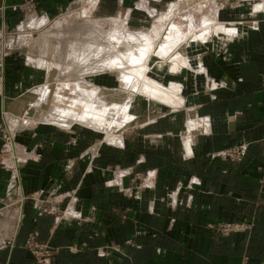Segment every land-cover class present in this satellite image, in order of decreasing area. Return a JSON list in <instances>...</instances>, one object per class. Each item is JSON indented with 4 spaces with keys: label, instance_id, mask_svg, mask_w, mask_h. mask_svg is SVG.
<instances>
[{
    "label": "crops",
    "instance_id": "1",
    "mask_svg": "<svg viewBox=\"0 0 264 264\" xmlns=\"http://www.w3.org/2000/svg\"><path fill=\"white\" fill-rule=\"evenodd\" d=\"M15 1L0 7L8 14ZM34 1L46 17L78 2ZM107 1L111 14L126 6L132 22L136 4L156 11L175 0L96 6ZM214 3L203 17L208 42L207 30L186 33L196 44L187 62L164 64L163 91L143 92L146 107L111 143L77 127L10 130L5 109L45 73L21 52L0 51V212L15 219L0 228V264H264V0ZM234 145L244 147L239 162L221 153ZM30 235L50 250L45 263L25 247Z\"/></svg>",
    "mask_w": 264,
    "mask_h": 264
},
{
    "label": "rangeland",
    "instance_id": "2",
    "mask_svg": "<svg viewBox=\"0 0 264 264\" xmlns=\"http://www.w3.org/2000/svg\"><path fill=\"white\" fill-rule=\"evenodd\" d=\"M91 1V0H90ZM86 2V0H84L83 2L81 1V0H78V2H75L74 3V5L71 7V6H69L68 7V9H66L65 11H62V12H59V10H55L56 11V13L54 14V15H51V16H45L44 14H40V13H38L37 12V2H35L34 0H22L21 2H19V1H15V2H13V3H11V4H9V6H6L7 7V9L9 8V10H8V14H6V11H5V9L6 8H3L2 9V7H0V26H2V21L4 22V20H5V18H7V16L8 17H10V18H13L12 20H11V24H10V26L8 27V28H6V26L5 27H3L2 28V30H0V51L3 49V51H5L4 53H7V52H10V51H17V52H21L23 55H24V57H28L29 58V60H30V62H33V63H36V59L38 58V61L39 62H41V61H43V62H41L40 64L43 66V64H44V62H45V64H44V66H43V68H41V69H43L44 70V67L46 68L44 71L42 70V72H44L45 73V76L43 77V73H42V79H43V81H42V83H41V85H39V86H36V87H34V88H32V89H30L28 92H27V94H25V95H20L18 98H16L14 101H13V103L9 106V111H12V112H17V113H19L20 114V119H19V121H18V119H12L11 118V115H10V117L8 118L9 120V122L13 125V123L14 122H18V125L20 126V123H23V119H24V116H23V113L25 112L24 111V108L22 107V106H24L25 104H26V102H28V103H31L30 105H33V104H36V105H39L38 103H40V105H39V109L38 110H35V111H32L31 110V119H30V121L33 123V124H24L25 126H34V125H37V124H41V123H43V124H51V125H55L56 127H58V128H62V129H68V128H74V127H77V128H82L83 130H85L86 132H88L90 135L92 134L95 138H99V139H102V138H104V136L106 137V138H108V140L110 141V143H111V141H113L112 139L114 138V133L115 134H121L122 132H123V130L126 128V126L130 123L129 121H130V119L131 118H129L130 116H129V114L130 115H135V111H136V109L138 108V105L140 104L141 106H142V110H143V107L145 108L146 107V104L147 103H145V101L146 100H149V99H151L147 94H143V92H145V90H146V92H151L150 90H152V92H155L156 90H160V88L161 87H159L155 82H154V80H157V81H159V82H162L164 85H166V79L164 80L163 78H162V75L164 74V71H165V69H166V67H165V63H174V64H176V63H178V61H180V62H183L182 60H184V62H187V56L185 55V52L187 51L186 49H187V47L188 46H192V45H194L195 44V40H193L192 38H190V35H186V36H188L187 38H186V36L184 37V38H181V41L179 42V40H180V38L179 37H177L176 35H177V33H178V30H180L181 32H183V33H185L186 34V31H187V34L188 33H192L193 31H195V30H197L198 28H200V29H202V30H205L206 28V25L204 24V25H202V23H201V20H202V18L204 17V16H206L207 14H209V12H210V8H211V6H214V3L212 4V3H210V4H208L209 6H207V7H204V8H202L201 10H199V11H194V13L192 12V14H189L188 15V18H183L184 20H182L181 19V17L179 16V14L178 13H176L175 12V10H172V12H168L167 10L170 8V6L174 3V1L173 2H170L169 4H168V6L166 7V6H161L160 8H157V10L155 11V10H152L151 11V8H149L148 6L146 7V6H142L141 4L142 3H140L139 5L138 4H136V6H137V8H133L134 9V11H132V16H133V21L131 22H128L127 21V18H126V16H125V14H126V12H127V7L125 6H122V7H120L119 8V10H118V7L116 8V6H115V13L114 14H111L112 13V11H113V3H111V1L110 2H108L107 1V3L103 6V5H101V7H97L96 6V0H95V4H93V2L91 3V2ZM177 0H175V2H176ZM216 2H217V4L216 5H219V3H220V1L221 0H215ZM89 3V4H88ZM186 4H187V1L186 0H182V5H181V7L180 8H184V7H186ZM64 8V7H63ZM208 8V9H207ZM205 10V11H204ZM206 10H208V11H206ZM163 11H166V12H168L167 13V16H165V17H163V18H161V13L163 12ZM87 12V13H86ZM175 12V13H174ZM108 13V14H107ZM169 13H171V14H169ZM9 14H10V16H9ZM109 14H111V15H109ZM202 14V15H201ZM77 15H78V17H77ZM171 16V19L169 18ZM175 16H176V19H175ZM73 17H74V19H76V18H79V19H76V21L73 19ZM2 18H4L3 20H2ZM30 18H31V22L28 24L27 22L28 21H30ZM103 18H106V19H103ZM178 18V19H177ZM208 18H209V16H208ZM44 19V20H43ZM137 19H140L141 21H136ZM163 19V20H162ZM191 19V20H190ZM38 20V21H37ZM68 20V21H67ZM171 22H170V21ZM180 20V21H179ZM72 21H75L77 24H75L74 25V23L75 22H72ZM82 21V22H81ZM38 23V25L36 24V23ZM41 22V23H40ZM60 22H61V24H60ZM84 22H86V23H84ZM22 23H23V25H22ZM82 23V24H81ZM84 23V24H83ZM167 23V24H166ZM168 23H170V24H173V26L172 27H168ZM177 23V25L176 26H174L175 24ZM6 24V23H5ZM58 24H60V25H62V26H65L64 28L61 26V27H59L60 25H58ZM81 24V25H80ZM86 24V26H84V27H82L83 25H85ZM71 25H74V28H72L73 26H71ZM77 26V27H76ZM80 28H79V27ZM89 26H91L90 27V29H91V31H86V29L88 30L89 29ZM178 26V27H177ZM69 27H71V28H69ZM75 27H76V31L78 30V29H80V31L78 30V32L76 33V31H75ZM86 27V28H85ZM154 27H156V28H154ZM178 29H177V28ZM185 27V28H184ZM209 27H210V25H209ZM60 28V29H59ZM62 28V29H61ZM69 28V29H68ZM82 28H83V31L86 33V36L84 35V37L83 38H81V39H78L79 37H81L82 36V34H80V33H82ZM94 30H93V29ZM121 28H123V30H125V31H123V30H120ZM154 28V29H153ZM169 28H171V31H170V29ZM175 28H176V30H175ZM211 28H212V23H211ZM1 29V28H0ZM70 30V31H66V30ZM72 29H74V35H73V30ZM89 29V30H90ZM118 29H119V32L120 33H118L117 31H118ZM130 30V31H136L137 33L139 32H141L144 36H146L145 38H147L148 40H147V42L149 43V46H148V43L146 42V45L145 44H143L144 42H141L140 43V41L141 40H139L138 42L141 44H139V43H137V39L135 40L134 38H133V40H134V42H133V40H132V37L131 36H133V35H131V36H127V35H129V34H127V32H126V30ZM151 29H153V31L154 32H152L151 31ZM165 29H167V31L165 32ZM186 29V30H185ZM100 31L99 33L100 34H102V33H104V37H103V40H102V35H100V34H98V33H96V32H98V31ZM111 30V31H110ZM116 30V31H115ZM176 32H175V31ZM211 30V29H210ZM93 31L95 32V34L93 33ZM162 31H164V32H162ZM62 32V33H61ZM83 32V33H84ZM113 32V33H112ZM122 32V33H121ZM161 32H162V36H163V40L161 39L160 40V37H161V35H159V34H161ZM54 33V34H53ZM65 33V34H64ZM67 33V34H66ZM69 33V34H68ZM72 33V34H71ZM91 34V36H90V34ZM107 33V34H106ZM112 33V34H111ZM115 33V34H114ZM118 33V34H117ZM125 33H126V35H125ZM163 33H165V34H163ZM175 34V35H171V34ZM203 33H204V31H203ZM209 31H208V33H204V35L206 36V38H205V40H207L208 38H209ZM77 34V35H76ZM108 34L111 36L109 39L108 38H106V37H109L108 36ZM115 36H114V35ZM120 34H123V35H125V36H123V35H120ZM146 34V35H145ZM168 34H170L171 35V37H170V35H168ZM63 35V36H62ZM64 35H66V36H64ZM68 35V36H67ZM77 36V38H76V36ZM93 35V36H92ZM98 35V36H97ZM116 35H118V36H116ZM164 35H165V37H164ZM55 36V37H54ZM72 36V37H71ZM95 36H97V38L96 39H93V37H95ZM116 37V38H114V37ZM49 37V38H48ZM64 37H66V39L64 38ZM86 37V38H85ZM87 37H88V40H89V37H90V40H91V42H90V40L88 41L87 40ZM92 37V38H91ZM99 37H101L100 39L103 41H101L100 39H99ZM113 37V38H112ZM118 37V38H117ZM120 37H122V38H120ZM126 37V39H123V38H125ZM128 37V38H127ZM131 38V40H129L130 38ZM149 37V38H148ZM176 37V38H175ZM62 40H61V39ZM159 38V39H158ZM166 38V39H165ZM179 38V39H178ZM76 41H75V40ZM105 39H107L108 41H109V43L111 42V43H113L114 41V43L113 44H109V43H107V41L105 40ZM112 39L114 40L113 42H112ZM116 39V40H115ZM122 39V42L120 41ZM165 39V40H164ZM50 40H53V41H50ZM54 40H55V42H54ZM57 40V41H56ZM72 40H74V41H72ZM79 40H81L83 43V45L85 44V41H86V43L88 44H85L84 45V47L82 46V44H80V42L81 41H79ZM85 40V41H84ZM93 40H98V43L99 42H102V43H104V44H101V43H99V45H97L98 43L97 42H95V41H93ZM100 40V41H99ZM120 42V43H122V44H120L118 41ZM127 42H125V41ZM150 40V41H149ZM153 40V43L151 42ZM156 40L158 41L157 43H155L156 42ZM159 40H160V42H159ZM171 40V41H170ZM176 40H178V43L179 44H176L177 43V41ZM196 40H199L198 38H196ZM204 40V41H205ZM49 43H48V42ZM60 41V42H59ZM77 41H79V42H77ZM92 41L94 42V43H92ZM106 41V42H105ZM161 41H163L162 42V44H163V46H160V45H162L161 44ZM165 41H166V43H165ZM200 41V40H199ZM55 44L56 43V47H54L55 45L53 44V43ZM63 42H65V43H63ZM71 42H73V43H71ZM79 43V45H80V48H79V46L77 45V43ZM128 42H130V43H128ZM131 42H133V43H131ZM136 42V43H135ZM171 44H170V43ZM174 42H176V43H174ZM206 42H208V40L206 41ZM92 43V45H90ZM107 43V44H106ZM126 43V47L129 45V44H131V45H129L131 48H133V49H131L129 46L127 47V48H129V49H125L124 51H123V49L125 48V46H124V44ZM158 43H160V45L158 44ZM45 44V45H44ZM51 44V45H50ZM70 44V45H69ZM96 46H95V45ZM116 44V45H115ZM117 44H119V46L117 45ZM138 44H139V47H138ZM156 44V45H155ZM158 44V45H157ZM170 44V45H169ZM63 45V46H62ZM87 45V46H86ZM101 45L104 47V46H108L107 47V49H105V47L104 48H101ZM109 45H110V47L111 46H116V47H109ZM132 45H135V49H134V46H132ZM155 45V46H154ZM166 45H169V46H166ZM173 45H175L174 47H173ZM179 45V46H178ZM196 45V44H195ZM74 46V47H73ZM77 46V47H76ZM81 46H82V48H81ZM85 46H86V48H85ZM88 46L90 47V48H88ZM94 46V47H93ZM98 46V47H97ZM142 46H145V48L144 47H142ZM148 46V47H147ZM158 46H160L162 49H163V51L162 50H158L160 47H157ZM170 46H172L173 47V49L175 50L176 49V51H172L171 52V50H172V47L170 48ZM45 47V48H44ZM60 47V48H59ZM123 47V48H122ZM142 47V48H141ZM169 47V48H168ZM68 48V49H67ZM74 48V49H73ZM78 48H79V50H78ZM85 48V49H84ZM120 48H122V49H120ZM137 48V49H136ZM138 48H140L139 50H145V52H147V53H145L144 52V50L142 51H139L138 50ZM151 48V49H150ZM153 48H155V49H157V50H155V49H153ZM23 49H24V51H23ZM53 49H56V50H54L53 51ZM63 49V50H62ZM82 50V52L81 53H83V54H81L80 53V51ZM87 49V51H85ZM95 49H96V51H95ZM104 49V50H103ZM111 49H117V54L115 53L116 52V50H112L111 51ZM118 49L120 50L119 52L122 54V53H124V54H122V55H120V53L118 52ZM146 49H147V51H146ZM59 50V51H58ZM90 50V51H89ZM95 51V53L93 52V51ZM107 50V51H106ZM111 51V55H112V53H113V55H112V57H111V55H109V56H106L107 54H110V51ZM126 50H128L127 52H126ZM129 50L131 51V52H129ZM132 50H133V52H132ZM134 50H135V52H134ZM137 50V51H136ZM148 50H151L150 51V53H149V51ZM170 50V52L169 53H167L168 51ZM183 50H184V55L181 53V52H183ZM77 51H79L78 53H77ZM154 51V52H153ZM155 51H156V54H155ZM157 51H158V53L160 52V51H162V52H160L159 54L157 53ZM63 52V53H62ZM76 52V53H75ZM84 52H86V54H87V57H88V55L90 56V55H92L93 56V58L94 59H96V60H98L99 61V59H100V63L98 62V61H93L94 63H95V65L96 66H98L99 68H97L95 65H94V63L92 62V61H90L91 59H93L92 58V56H90V57H88V64L90 63L91 64V62L93 63V64H85V66H84V63H87V62H85V60L87 61V58L85 57L86 56V54L84 53ZM106 52V53H105ZM107 52H109V53H107ZM139 52H141V54H139ZM142 52H143V54H142ZM176 52H178V53H176ZM25 53H26V55H25ZM57 53H59V57H57L56 56V54ZM62 53V54H61ZM99 54L98 56V59H97V56H96V58H95V54ZM126 53V54H125ZM132 55H131V54ZM136 53V54H135ZM163 54V58H160L161 56L160 55H162ZM166 53V54H165ZM47 54V55H46ZM75 54H76V57L77 58H79V59H77L76 60V57H75V60L73 59L74 58V56H75ZM79 54V55H78ZM96 54V55H97ZM128 54V55H127ZM138 54V55H137ZM158 54V55H157ZM171 54V55H170ZM175 56H174V55ZM23 55H21L22 57H20V58H23ZM81 55V56H80ZM117 55L118 56H120V58L119 57H117ZM123 55H124V57H123ZM134 55H136V56H134ZM142 55V56H141ZM176 55H178V56H176ZM53 56V57H52ZM61 56V57H60ZM70 56H72V57H70ZM102 56H105V58H111L112 60L110 61L109 59H106L105 60V58H101ZM115 56V57H114ZM128 56V57H127ZM132 56V61H131V59L129 58V57H131ZM133 56L134 57H136V58H133ZM140 56V57H139ZM173 56V57H172ZM27 57H26V61H27ZM52 58V59H49V58ZM80 57L82 58V59H80ZM84 57H85V60H84ZM114 57V58H113ZM117 57V58H116ZM125 57H127V60L125 59ZM138 57V58H137ZM142 57V60L141 59H139V58H141ZM144 57V58H143ZM164 57H165V59H164ZM179 57H180V59H179ZM184 57V58H183ZM48 58V59H47ZM62 58V60H60ZM70 58V59H69ZM146 58H147V60H146ZM171 58V59H170ZM176 58L178 59V60H176ZM186 58V59H185ZM73 59V60H72ZM121 59H124V61L123 60H121ZM163 59L166 61H164L165 63H161V60L163 61ZM169 59V60H168ZM36 60V61H35ZM60 60V61H59ZM80 60V61H79ZM84 60V61H83ZM102 60H103V62L105 61V65H106V67H107V70H106V67H105V69L103 68L105 65H101L102 66V68H100V66H99V64H103V62H102ZM129 60V61H128ZM134 60H139V64H138V62H135ZM171 60V61H170ZM37 61V62H38ZM55 61H56V63H57V65H56V63H55ZM62 61V62H61ZM74 61V62H73ZM75 61H76V63H78V64H76L75 63ZM110 62V63H106V62ZM114 62L115 63V65H116V68L118 67V69L116 70V68L115 67H113V66H111L112 64L114 65V63H112L111 64V62ZM126 61V62H125ZM133 61L135 62L134 63V66H135V68H132V67H134V66H132L133 65ZM141 61V62H140ZM167 61H170V62H167ZM28 62V61H27ZM63 64H61V63ZM74 64H73V63ZM82 62V63H81ZM128 62H129V64H128ZM132 62V63H131ZM50 63V64H49ZM140 63L142 64V66H140V70H142V71H140L139 69H138V67H139V65H140ZM81 64H83V66L84 67H86L87 69H88V71H86V73L84 72V69L85 70H87L86 68H84V67H82L81 66ZM109 64V65H108ZM111 64V65H110ZM127 64V65H126ZM137 64V65H136ZM162 64V65H161ZM48 65H49V67H48ZM53 65V66H52ZM79 65V66H78ZM128 65H129V68H130V66H132L130 69V71H128L127 70V68H128ZM59 66H60V68H59ZM74 66H75V68H74ZM77 66H78V68H77ZM90 66H94L93 67V69H92V67H91V69L92 70H89L90 69ZM110 68H109V67ZM122 68H121V67ZM123 66H124V68H123ZM127 66V67H126ZM138 66V67H137ZM158 66V67H157ZM69 67V68H68ZM81 67H82V69H81ZM89 67V68H88ZM137 67V68H136ZM163 67V68H162ZM58 68V69H57ZM71 68H72V70H71ZM84 68V69H83ZM97 68V69H96ZM112 68V69H111ZM147 68V69H146ZM53 69H55V70H53ZM60 69V70H59ZM70 69V70H69ZM74 69H76V71H78V72H76ZM78 69V70H77ZM80 69H81V71H80ZM96 69V70H95ZM99 69V70H98ZM111 69V70H110ZM121 69H123V74L124 75H122V73H121V75L120 74H118L119 72H121L122 70ZM126 69V70H125ZM133 69H136L135 70V72H134V70ZM138 69V70H137ZM180 69V68H179ZM178 69V70H179ZM96 72H95V71ZM105 70V71H104ZM112 70H113V72H112ZM118 70H119V72H118ZM51 71V72H50ZM73 71H75V72H73ZM100 71V73H98ZM102 71H104V72H102ZM110 71V72H109ZM61 72V73H60ZM71 72V74L73 75H66L65 73H70ZM93 72V73H92ZM126 72V73H125ZM131 73V76H133L132 78H130L131 76H130V73ZM140 72V73H139ZM171 72H175V71H171ZM51 73V74H50ZM53 73V74H52ZM59 73V74H58ZM79 74V73H81V74H79V76L78 75H76V74ZM84 73H85V75H84ZM91 73V74H90ZM95 73V74H94ZM128 73V74H127ZM140 75H139V74ZM142 73V74H141ZM57 74V75H56ZM65 74V75H64ZM82 74L84 75V76H82ZM94 74V75H93ZM50 75H52V76H50ZM58 75L60 76V77H58ZM118 75H120V76H122L123 77V80H122V77L120 78V76H118ZM125 75L127 76V77H125ZM134 75L136 76V77H134ZM54 76V77H53ZM64 76V77H63ZM66 76V77H65ZM72 76V77H71ZM130 76V77H129ZM139 76H140V79H141V81L139 82ZM145 76V77H144ZM51 77V78H50ZM82 77V78H81ZM118 77H119V79H118ZM124 77L126 78V79H124ZM151 77V78H150ZM57 78V79H56ZM58 78H60V79H58ZM127 78H129V79H127ZM146 78L149 80H146ZM54 79H55V81H54ZM91 79V80H90ZM136 79H138V80H136ZM144 79V80H143ZM57 80V81H56ZM79 80L81 81V83L79 82ZM90 80V81H89ZM126 80V81H125ZM127 80H129L130 82H128ZM133 80V81H132ZM51 81H52V83H51ZM59 81H61V82H59ZM75 83H74V82ZM87 81L89 82V83H87ZM137 81H138V83H137ZM55 82H57L56 84H54ZM71 82H73V83H71ZM84 84H83V83ZM92 82V84H90ZM135 84H134V83ZM145 82V83H144ZM47 84V86L48 85H51V86H49V88H47V86H46V84ZM124 83H126V84H124ZM130 84V88H129V84ZM143 83V84H142ZM148 83V84H147ZM45 84V85H44ZM53 84V85H52ZM66 84V85H65ZM74 84V85H73ZM137 84V85H136ZM142 84V85H141ZM169 84V83H168ZM78 85V86H77ZM87 87H86V86ZM126 85V86H125ZM133 85H136L137 86V90H136V87L134 86V88L132 87ZM152 85V86H151ZM46 86V87H45ZM66 86V88H68V89H63L64 87ZM72 86V87H71ZM94 86V87H93ZM100 88V91H99V88ZM142 86V87H141ZM148 88V89H145L146 87ZM78 87V88H77ZM84 87V88H83ZM126 87H128V88H126ZM144 87V88H143ZM149 87H151V88H149ZM43 88V89H42ZM46 88V89H45ZM93 88V89H92ZM125 88V89H124ZM131 88H133V89H131ZM141 88V89H140ZM143 88V89H142ZM154 88V89H153ZM156 88V89H155ZM45 89V90H44ZM75 89V90H74ZM80 89H81V91H80ZM89 89V90H88ZM91 89V90H90ZM98 89V90H97ZM102 89V90H101ZM131 91H130V90ZM48 90V91H47ZM84 90V91H83ZM86 90V91H85ZM95 90V91H94ZM139 90H141L142 92H139ZM155 90V91H154ZM47 91V92H46ZM65 93H64V92ZM67 91V92H66ZM69 91V92H68ZM73 91V92H72ZM78 91H80L81 93H80V95L82 96V92H83V94H85V95H83L84 97H82V98H79L80 96H79V92ZM91 92V93H88V95H86V93L87 92ZM99 91V92H98ZM107 93V94H104L105 92ZM118 91V92H117ZM127 91V92H126ZM130 91V92H129ZM135 91H137L136 93H135ZM41 92V93H40ZM44 92H46V93H44ZM59 94H58V93ZM78 92V93H77ZM86 92V93H85ZM96 92V93H95ZM98 92V93H97ZM44 93V94H43ZM69 94V96H73V98L71 97V99H73V101L75 100H77L78 99V103L77 104H74V102H72V100H70V98H68L69 96H68V94ZM74 93V94H73ZM119 93V94H118ZM32 94V95H31ZM47 94V95H46ZM51 94V95H50ZM52 94H53V96H52ZM71 94V95H70ZM90 94L92 95L93 94V96H90ZM104 94V95H103ZM132 94V95H131ZM58 96V98H57V96ZM63 96V97H65V99L62 97L61 99L59 98V97H61V96ZM74 95H75V97H74ZM77 95L79 96V97H77ZM125 95V96H124ZM129 95V96H128ZM133 95H135L134 96V99H135V102L133 103V105H132V99H133ZM55 96V97H54ZM87 96H89L88 98H87ZM128 96V97H127ZM41 97V98H40ZM47 97V98H46ZM85 97L88 99H85ZM97 97V98H96ZM29 98V99H28ZM40 98V99H39ZM91 98H93V99H95L96 101H95V103H94V105H93V103L91 102V100L92 101H94L93 99H91ZM127 98V99H126ZM130 98H131V100H130ZM36 99V100H35ZM67 99V100H66ZM80 99V100H79ZM46 100V101H45ZM58 100V101H57ZM68 100H70V101H68ZM83 100V101H82ZM101 100V101H100ZM106 100V101H105ZM155 100V99H154ZM26 101V102H25ZM39 101V102H38ZM80 101V102H79ZM82 101V102H81ZM85 101H89V102H91V103H89V104H91L90 106L89 105H87V102H85ZM125 101V102H124ZM21 102V103H20ZM58 102V103H57ZM84 102V103H83ZM101 102V103H100ZM102 102L104 103V104H102ZM25 103V104H24ZM97 103V104H96ZM98 103H100L101 105H100V107H99V109L97 108V105H99ZM106 103V104H105ZM113 103L115 104L114 106H113ZM45 104V105H44ZM61 104H63V105H61ZM81 104V105H80ZM83 104V105H82ZM96 104V105H95ZM112 104V106H110ZM118 104V105H117ZM154 105H156V106H159V109H160V106H161V104L159 103V102H154L153 103ZM21 105V106H20ZM53 105V106H52ZM57 105V106H56ZM61 105V106H60ZM68 106V108H70V109H68V108H66L67 106ZM74 105L76 106V108L77 107H79V108H75L74 107ZM104 105V106H103ZM105 105H106V110H101V112L104 114V116H102V113L100 112H98V110L100 111V108L101 107H105ZM125 105V106H124ZM63 106V107H62ZM65 106V107H64ZM85 106V107H84ZM89 106V107H88ZM93 106L95 107V108H93ZM109 106V108H111V110L108 108L107 109V107ZM119 108H118V107ZM132 106V107H131ZM47 109H46V108ZM51 109H50V108ZM83 107V108H82ZM18 108H21V109H18ZM42 110H41V109ZM44 108H45V110L47 111V113L48 114H44V113H46V111H44ZM49 108V109H48ZM52 108H53V110H52ZM55 108V109H54ZM59 108V109H58ZM61 108V109H60ZM62 108H64L65 110H67V111H65V110H63L62 112H63V114H60V113H62L60 110H62ZM75 108V109H74ZM86 108H88L87 110H91L90 112L88 111L87 112V110H85ZM112 108L114 109L113 110V112H116V113H113L112 114ZM23 109V110H22ZM79 109V110H78ZM97 110V112H98V117H97V113L95 112V110ZM102 109V108H101ZM117 109H118V111H117ZM22 110V111H21ZM42 112H41V111ZM56 110H58V112L56 111ZM68 110H70V113H69V111ZM72 110V111H71ZM84 110L87 112V114H85L84 113ZM92 110H93V112H92ZM19 111V112H18ZM24 111V112H23ZM53 111H55V112H53ZM65 111V112H64ZM73 111H75V112H73ZM80 113H79V112ZM104 111V112H103ZM120 111V112H119ZM122 111V112H121ZM11 112V113H12ZM35 112V113H34ZM56 112L58 113V115H62L63 117H65V119L67 120V122H64V124H62V125H60V124H57V123H52L51 121H49L48 119V117H51V115L53 116V115H55L56 114ZM68 112V113H67ZM81 112H83V113H81ZM107 112V113H106ZM118 112H119V114H118ZM127 112V113H126ZM49 113H53V114H49ZM64 113H66L65 115H64ZM73 113V114H72ZM74 113H78V114H80L79 116L80 117H78V116H76ZM92 113H93V115H92ZM109 113V114H108ZM123 113V114H122ZM67 114H69L70 115V117H69V115L67 116ZM72 114V115H71ZM83 114V115H82ZM85 114V115H84ZM114 114H115V116H114ZM116 114H118V116H119V119H118V116L116 115ZM121 114V115H120ZM125 114V117L123 116ZM88 115H90V117L88 116ZM102 116V118H101V116ZM128 115V116H127ZM47 116V117H46ZM73 116H75V118L73 117ZM85 116H87V117H85ZM107 116V117H106ZM114 116V117H113ZM37 117V118H36ZM84 117V118H83ZM94 117H96V118H94ZM48 118V119H47ZM81 118V119H80ZM86 118V119H85ZM91 118V119H90ZM96 119V120H92V119ZM100 118V119H99ZM112 118H113V120H112ZM122 118V119H121ZM69 119H70V121H69ZM88 119V120H87ZM103 119V120H102ZM111 119V121L112 122H110L109 120ZM121 119V120H120ZM33 120V121H32ZM39 120V121H38ZM99 120H101L100 122H102V123H98L97 121H99ZM107 121V122H105V124H104V122L103 121ZM125 120H128V121H125ZM35 121V122H34ZM96 122V123H98V125H100V127L101 128H98V127H94V126H91L92 125V123L90 124L89 122ZM115 123H114V122ZM77 122V123H76ZM80 122V123H79ZM82 122V123H81ZM88 122V123H87ZM119 124H118V123ZM129 122V123H128ZM112 123H114V124H112ZM82 124V125H81ZM84 124V125H83ZM103 124V125H102ZM107 124V125H106ZM118 125V127H117V125ZM105 125V126H104ZM112 125H115V127H117V128H115V131H114V126H112ZM87 126V127H86ZM110 126H111V128H110ZM102 129V130H101ZM98 130V131H97ZM104 130V131H103ZM114 132H113V131ZM111 131H112V133H113V135H112V133H111ZM110 132V133H109ZM107 133V134H106ZM3 134H4V132H3ZM3 134H2V137H4L3 136ZM113 137V138H112ZM106 141V140H105ZM106 142H108V141H106Z\"/></svg>",
    "mask_w": 264,
    "mask_h": 264
},
{
    "label": "bare ground",
    "instance_id": "3",
    "mask_svg": "<svg viewBox=\"0 0 264 264\" xmlns=\"http://www.w3.org/2000/svg\"><path fill=\"white\" fill-rule=\"evenodd\" d=\"M186 1H187V4H186V7H184V8H180L181 5H182V0H177L176 2L174 1V3H176V4H175L176 9L174 8V10H175L176 13L179 14V16L181 17L182 20H184L183 18H188V15H189V14H192V12L194 13V11H199V10H201L202 8L209 6L208 4H210V3L213 4V3L215 2V0H186ZM86 2H87V1H86ZM90 2H91V1H90ZM91 3H92V2H91ZM88 4H89V3H88ZM214 4H215V3H214ZM141 5L144 6L143 4H141ZM210 6H211V5H210ZM210 6H209V7H210ZM170 7H171V6H170ZM173 7H174V6H172V8H173ZM212 7H215V6H211V8H210L211 11H212ZM172 8H170L169 12H172V11H171ZM207 9H208V8H207ZM151 11H152V10H151ZM204 11H205V10H204ZM206 11H208V10H206ZM213 11H214V10H213ZM152 12H153V11H152ZM175 12H174V13H175ZM86 13H87V12H86ZM169 14H171V13H169ZM201 15H202V14H201ZM189 16H190V15H189ZM77 17H78V15H77ZM169 18L171 19V16H170ZM73 19H74V17H73ZM76 19H79V18H76ZM76 19H74V20L76 21ZM104 19H106V18H104ZM175 19H176V16H175ZM177 19H178V18H177ZM43 20H44V19H43ZM162 20H163V19H162ZM190 20H191V19H190ZM37 21H38V20H37ZM67 21H68V20H67ZM75 21H72V22H75ZM169 21H170V20H169ZM179 21H180V20H179ZM30 22H31V18H30V21H28L27 23L29 24ZM81 22H82V21H81ZM170 22H171V21H170ZM35 23H36V22H35ZM40 23H41V22H40ZM84 23H86V22H84ZM84 23H83V24H84ZM201 23H202V25H204V24H203V18H202V20H201ZM36 24L38 25V23H36ZM60 24H61V22H60ZM60 24H58V25H60ZM75 24H77V23L75 22L74 25H75ZM81 24H82V23H81ZM81 24H80V25H81ZM166 24H167V23H166ZM217 24L219 25V23H217ZM217 24H216V27H217ZM22 25H23V23H22ZM74 25H71V26H73L72 28H74ZM176 25H177V23H176L174 26H176ZM61 26H62V25H60L59 27H61ZM84 26H86V24L83 25L82 27H84ZM169 26L172 27L173 24L168 23V27H169ZM62 27L64 28L65 26H62ZM76 27H77V26H76ZM76 27H75V31H76ZM78 27H79V26H78ZM80 27H81V26H80ZM80 27H79V28H80ZM90 27H91V26H89V29H90ZM177 27H178V26H177ZM177 27H176V28H177ZM207 27H208V26H207ZM216 27H215V25L213 26V28H215V29H216ZM69 28H71V27H69ZM69 28H68V29H69ZM85 28H86V27H85ZM176 28H175V30H176ZM184 28H185V27H184ZM208 28L211 29L210 27H208ZM208 28H206L205 30H207ZM220 28H221V27H220ZM220 28H219V29H220ZM59 29H60V28H59ZM61 29H62V28H61ZM64 29H65V28H64ZM68 29L66 30L67 32L70 31V30H68ZM89 29H88V30L86 29V31H87V32H88V31H91V29H90V30H89ZM92 29H93V28H92ZM119 29H120V28H119ZM119 29H118V31H117L118 33H120V32H119ZM169 29H170V31H171V28H169ZM177 29H178V28H177ZM209 29H208V30H209ZM215 29H214V30H215ZM72 30H73V35H74V29H72ZM78 30L80 31V29H78ZM78 30L76 31V33L78 32ZM93 30H94V29H93ZM120 30H123V28H121ZM175 30H174V31H175ZM185 30H186V29H185ZM208 30H207V31H208ZM97 31H98V30H97ZM110 31H111V30H110ZM115 31H116V30H115ZM123 31H125V30H123ZM166 31H167V29H165V32H166ZM176 31H177V30H176ZM176 31H175V32H176ZM219 31H220V30H218V32H219ZM70 32H71V31H70ZM83 32H84V31H83V28H82V33H83ZM91 32H92V31H91ZM95 32H96V31H95ZM95 32L93 31L94 34H95ZM99 32H100V31H98V32H96V33L100 34ZM126 32H127V34H129V35H127V36H131V35H133V36H131V37H132V40H133V38H134L135 40L137 39V43H139L138 41L141 40L140 43H141V42H144L143 44L146 45V42H147L148 39L145 38L146 36H144L142 33L129 32V31H127V30H126ZM162 32H164V31H162ZM162 32H161V34H159V35H161L160 40L163 38V36H162ZM167 32H168V31H167ZM179 32H180V31H179ZM204 32H205V31H204ZM209 32H210V31H209ZM216 32H217V30H216ZM61 33H62V32H61ZM78 33H79V32H78ZM112 33H113V32H112ZM112 33H111V34H112ZM118 33H117V34H118ZM121 33H122V32H121ZM186 33H187V31H186ZM202 33H203V32L200 33L201 35H200V34H198V35H200V37H201V36L203 35ZM205 33H206V32H205ZM207 33H208V32H207ZM53 34H54V33H53ZM64 34H65V33H64ZM66 34H67V33H66ZM68 34H69V33H68ZM71 34H72V33H71ZM80 34H81V33H80ZM89 34H90V33H89ZM106 34H107V33H106ZM114 34H115V33H114ZM114 34H113V35H114ZM163 34H165V33H163ZM180 34L184 35L183 32H180ZM180 34H179V35H180ZM188 34H189V33H188ZM76 35H77V34H76ZM76 35H75V36H76ZM84 35L86 36V34H84ZM95 35H96V34H95ZM100 35H102V40H103L104 33H102V34H100ZM120 35H123V34H120ZM125 35H126V33H125ZM125 35H123V36H125ZM145 35H146V34H145ZM165 35H166V34H165ZM165 35H164V37H165ZM168 35H170V34H168ZM171 35H175V34L173 33V34H171ZM171 35H170V37H171ZM177 35H178V33H177ZM177 35H176V36H177ZM179 35H178V36H179ZM186 35H187V34H186ZM196 35H197V34H196ZM198 35H197L196 37H199ZM62 36H63V35H62ZM64 36H66V35H64ZM67 36H68V35H67ZM82 36H83V35H82ZM90 36H91V34H90ZM92 36H93V35H92ZM97 36H98V35H97ZM97 36L93 37V39H96ZM108 36H109V37H106V38L109 39L112 35L110 36V35L108 34ZM114 36H115V35H114ZM114 36H113V37H114ZM116 36H118V35H116ZM178 36H177V37H178ZM54 37H55V36H54ZM71 37H72V36H71ZM83 37H84V36H83ZM83 37H79L78 39H81V38H83ZM113 37H112V38H113ZM181 37L184 38V36H181ZM181 37H180L179 42L181 41ZM200 37H199V38H200ZM204 37H205V35H204ZM48 38H49V37H48ZM64 38L66 39V37H64ZM76 38H77V36H76ZM85 38H86V37H85ZM91 38H92V37H91ZM100 38H101V37H99V39H100ZM114 38H116V37H114ZM117 38H118V37H117ZM120 38H122V37H120ZM127 38H128V37H127ZM129 38H130V37H129ZM148 38H149V37H148ZM175 38H176V37H175ZM60 39H61V38H60ZM62 39H63V38H62ZM62 39H61V40H62ZM123 39H126V37L123 38ZM158 39H159V38H158ZM165 39H166V38H165ZM165 39H164V40H165ZM178 39H179V38H178ZM74 40H75V39H74ZM74 40H72V41H74ZM76 40H77V39H76ZM76 40H75V41H76ZM87 40H88V37H87ZM89 40H90V37H89ZM89 40H88V41H89ZM91 40H92V39H91ZM91 40H90V42H91ZM100 40H101V39H100ZM100 40H99V41H100ZM102 40H101V41H102ZM105 40L107 41V43H109V41H110V40L108 41L107 39H105ZM115 40H116V39H115ZM129 40H131V38H130ZM160 40H159V42H160ZM162 40H163V39H162ZM50 41H53V40H50ZM56 41H57V40H56ZM79 41H81V40H79ZM79 41H77V42H79ZM84 41H85V40H84ZM93 41H95V42L98 43V40H93ZM93 41H92V43H94ZM106 41H105V42H106ZM113 41H114V40L112 39V42H113ZM117 41H118V40H117ZM120 41L122 42V39H121ZM124 41H125V40H124ZM126 41H127V40H126ZM126 41H125V42H126ZM149 41H150V40H149ZM170 41H171V40H170ZM176 41H177V43H176V42H174V43L179 44V43H178V40H176ZM47 42H48V41H47ZM54 42H55V40H54ZM59 42H60V41H59ZM77 42H76V43H77ZM102 42H103V41H102ZM102 42H99V43L104 44V43H102ZM114 42H115V41H114ZM114 42H113V43H114ZM118 42H119V41H118ZM133 42H134V40H133ZM133 42H131V43H133ZM151 42L153 43V40H152ZM157 42H158V41L156 40L155 43H157ZM162 42H163V41H161V44H162ZM48 43H49V42H48ZM52 43H53V42H52ZM63 43H65V42H63ZM71 43H73V42H71ZM82 43H83V42L81 41L80 44H82ZM92 43H91L90 45H92ZM99 43H98L97 45H99ZM107 43H106V44H107ZM110 43H111V42H110ZM110 43H109V44H110ZM113 43H111V44H113ZM119 43H120V42H119ZM126 43H127V42H126ZM126 43L124 44V46L126 45ZM128 43H130V42H128ZM135 43H136V42H135ZM140 43H139V44H140ZM147 43H148V42H147ZM165 43H166V41H165ZM169 43H170V42H169ZM53 44H54V43H53ZM85 44H87L86 41H85ZM85 44H84V45H85ZM88 44H89V43H88ZM88 44H87V45H88ZM120 44H122V43H120ZM139 44H138V47H139ZM141 44H142V43H141ZM141 44H140V45H141ZM158 44L160 45V43H158ZM158 44H157V45H158ZM166 44H167V43H166ZM170 44H171V43H170ZM170 44H169V45H170ZM44 45H45V44H44ZM50 45H51V44H50ZM54 45H55L54 47H56V43H55ZM69 45H70V44H69ZM77 45H78L79 48H80L79 43H77ZM84 45L82 44L83 47H84ZM87 45H86V46H87ZM94 45H95V44H94ZM115 45H116V44H115ZM117 45L119 46V44H117ZM122 45H123V44H122ZM129 45H131V44H129ZM129 45H128V46H129ZM155 45H156V44H155ZM155 45H154V46H155ZM169 45H166V46H169ZM62 46H63V45H62ZM82 46H81V48H82ZM86 46H85V48H86ZM95 46H96V45H95ZM113 46H114V45H113ZM113 46H111V47H113ZM128 46H127V47H128ZM132 46H134V49H135V45H132ZM148 46H149V43H148ZM148 46H147V47H148ZM160 46H163V44L160 45ZM160 46H158V47H160ZM164 46H165V45H164ZM164 46H163V47H164ZM174 46H175V45H173V47H174ZM178 46H179V45H178ZM73 47H74V46H73ZM76 47H77V46H76ZM93 47H94V46H93ZM97 47H98V46H97ZM104 47H105V49H107L108 46L106 45V46H104ZM104 47L101 45V48H104ZM109 47H110V45H109ZM111 47H110V48H111ZM114 47H116V46H114ZM127 47L125 46V48L123 49V51H124ZM129 47H130V46H129ZM142 47L145 48V46H142ZM142 47H141V48H142ZM156 47H157V46H156ZM158 47H157V48H158ZM171 47H172V46H170V48H171ZM173 47H172L171 52L174 50ZM175 47H176V46H175ZM175 47H174V48H175ZM44 48H45V47H44ZM59 48H60V47H59ZM79 48H78V50H79ZM85 48H84V49H85ZM88 48H90V47L88 46ZM122 48H123V47H122ZM122 48H120V49H122ZM130 48H131V47H130ZM168 48H169V47H168ZM176 48H177V47H176ZM67 49H68V48H67ZM73 49H74V48H73ZM82 49H83V48H82ZM127 49H129V48H127ZM131 49H133V48H131ZM136 49H137V48H136ZM139 49H140V48H138V50H139ZM150 49H151V48H150ZM153 49H155V48H153ZM54 50H56V49H53V51H54ZM62 50H63V49H62ZM80 50H81V49H80ZM103 50H104V49H103ZM112 50H113V49H111V51H112ZM114 50H116V52H115ZM114 50H113V51L117 54V49H114ZM141 50H142V49H141ZM141 50H139V51H141ZM143 50H144V49H143ZM143 50H142V51H143ZM155 50H157V49H155ZM158 50H162V51H163V49H162L161 47H160ZM58 51H59V50H58ZM85 51H87V49H86ZM89 51H90V50H89ZM92 51H93V50H92ZM95 51H96V49H95ZM95 51H93V52L95 53ZM106 51H107V50H106ZM109 51H110V50H109ZM111 51H110V54H107L106 56L111 55ZM119 51H120V50L118 49V52H119ZM127 51H128V50H126V52H127ZM136 51H137V50H136ZM146 51H147V49H146ZM148 51H149V53H150L151 50H148ZM162 51H160V52H162ZM174 51H176V49H175ZM174 51H173V52H174ZM78 52H79V51H77V53H78ZM81 52H82V50L80 51V53H81ZM114 52H113V53H114ZM124 52H125V51H124ZM129 52H131V51L129 50ZM132 52H133V50H132ZM134 52H135V50H134ZM144 52H145V50H144ZM153 52H154V51H153ZM160 52H159V53H160ZM169 52H170V50H169L167 53H169ZM62 53H63V52H62ZM62 53H61V54H62ZM75 53H76V52H75ZM84 53L86 54V52H84ZM105 53H106V52H105ZM107 53H109V52H107ZM113 53H112V55H113ZM119 53H120V52H119ZM145 53H147V52H145ZM157 53H158V51H157ZM159 53H158V54H159ZM174 53H175V52H174ZM176 53H178V52H176ZM81 54H83V53H81ZM96 54H97V53H96ZM96 54H95V58H96V56H97V59H98V57H99L98 55H99V54H97V55H96ZM122 54H124V53H122ZM122 54L120 53V55H122ZM125 54H126V53H125ZM130 54H131V53H130ZM135 54H136V53H135ZM139 54H141V52H139ZM142 54H143V52H142ZM150 54H151V53H150ZM155 54H156V51H155ZM158 54H157V55H158ZM161 54H162V53H161ZM165 54H166V53H165ZM178 54H179V53H178ZM46 55H47V54H46ZM58 55H59V53L56 54L57 57H59ZM78 55H79V54H78ZM83 55H84V54H83ZM92 55H93V54H92ZM92 55H90V56H92ZM112 55H111V57H112ZM127 55H128V54H127ZM131 55H132V54H131ZM137 55H138V54H137ZM170 55H171V54H170ZM173 55H174V54H173ZM80 56H81V55H80ZM90 56L88 55V57H90ZM134 56H136V55H134ZM134 56H133V58H136V57H134ZM141 56H142V55H141ZM160 56H161L160 58H163V57H162L163 54L160 55ZM174 56H175V55H174ZM176 56H178V55H176ZM52 57H53V56H52ZM60 57H61V56H60ZM70 57H72V56H70ZM75 57H76V54H75V56H74V58H73L74 60H75ZM85 57L87 58V61L85 60ZM85 57H84V60H85V62H87V63H84V66H85V64H86V65L88 64V57H87V54H86ZM109 57H110V56H109ZM114 57H115V56H114ZM114 57H113V58H114ZM117 57L120 58V56H118V55H117ZM117 57H116V58H117ZM123 57H124V55H123ZM127 57H128V56H127ZM127 57H125L126 60H127ZM139 57H140V56H139ZM172 57H173V56H172ZM38 58H39V57H38ZM38 58L36 59L37 61H38ZM92 58H93V56H92ZM101 58L103 59V58H105V56H102ZM129 58H130L131 61H132V56L129 57ZM137 58H138V57H137ZM143 58H144V57H143ZM183 58H184V57H183ZM39 59H40V58H39ZM47 59H48V58H47ZM49 59H52V58L50 57ZM69 59H70V58H69ZM73 59H72V60H73ZM77 59H79V58L76 57V60H77ZM80 59H82V58L80 57ZM106 59H109V58L107 57V58H105V60H106ZM139 59L142 60V57L139 58ZM164 59H165V57H164ZM164 59H163V61L161 60V63H165V62H166ZM170 59H171V58H170ZM179 59H180V57H179ZM185 59H186V58H185ZM36 60H35V61H36ZM60 60H62V58H61ZM60 60H59V61H60ZM84 60H83V61H84ZM109 60L111 61L112 59L110 58ZM121 60L124 61V59H121ZM146 60H147V58H146ZM168 60H169V59H168ZM176 60H178V59L176 58ZM37 61H36V62H37ZM79 61H80V60H79ZM90 61H92V62L94 61V62H95V61H98V60H96V59L93 58V59H91ZM128 61H129V60H128ZM134 61H135V62H138V64H139V60H137V61L134 60ZM134 61H133V65H132V66H134V63H135ZM164 61H165V62H164ZM170 61H171V60H170ZM170 61H167V62H170ZM182 61H183V60H182ZM41 62H43V61H41ZM41 62L38 61V64L41 63ZM61 62H62V61H61ZM61 62H60V63H61ZM73 62H74V61H73ZM73 62H72V63H73ZM92 62H91V64L94 63V62H93V63H92ZM98 62L100 63V59H99ZM102 62H103V60H102ZM125 62H126V61H125ZM140 62H141V61H140ZM178 62H180V61H178ZM55 63H56V61H55ZM75 63H76V61H75ZM78 63H79V62H78ZM78 63H76V64H78ZM81 63H82V62H81ZM106 63H110V62L108 61V62H106ZM112 63H114V62L112 61L111 64H112ZM131 63H132V62H131ZM170 63H171V62H170ZM170 63H168V64H170ZM36 64H37V63H36ZM41 64H42V63H41ZM41 64H40V65H41ZM44 64H45V62H44ZM44 64H43V66H44ZM49 64H50V63H49ZM61 64H62V63H61ZM73 64H74V63H73ZM79 64H80V63H79ZM89 64H90V63H89ZM89 64H88V65H89ZM91 64H90V65H91ZM111 64H110V65H111ZM128 64H129V62H128ZM56 65H57V63H56ZM62 65H63V64H62ZM88 65H87V66H88ZM94 65H95V63H94ZM101 65H102V66L105 65V61L103 62V64H102V63L99 64L100 68H102ZM108 65H109V64H108ZM126 65H127V64H126ZM136 65H137V64H136ZM161 65H162V64H161ZM41 66H42V65H41ZM52 66H53V65H52ZM78 66H79V65H78ZM78 66H77V68H78ZM81 66L84 67L83 64H81ZM95 66H96V65H95ZM111 66H113V67L116 68L115 63H114V65L112 64ZM132 66H130V68H131ZM140 66H142L141 63H140V65H139V67L137 66L138 69L140 68ZM143 66H144V65H143ZM143 66H142V67H143ZM179 66H180V65H179ZM38 67H39V66H38ZM45 67H46V66H45ZM45 67H44V70L46 69ZM48 67H49V65H48ZM82 67H81V69H82ZM91 67H92V69H93L94 66H90V69H89V70H92ZM96 67L99 68L98 66H96ZM105 67H106V65H105L103 68L105 69ZM108 67H109V66H108ZM120 67H121V66H120ZM126 67H127V66H126ZM137 67H136V68H137ZM59 68H60V66H59ZM68 68H69V67H68ZM74 68H75V66H74ZM84 68H86V67H84ZM84 68H83V69H84ZM88 68H89V67H88ZM97 68H96V69H97ZM103 68H102V69H103ZM109 68H110V67H109ZM121 68H122V67H121ZM123 68H124V66H123ZM130 68H129V65H128L127 70L130 71V70H131ZM132 68H135V66L132 67ZM171 68H172V67H171ZM57 69H58V68H57ZM78 69H79V68H78ZM78 69H77V70H78ZM81 69H80V71H81ZM86 69H87V68H86ZM96 69H95V70H96ZM111 69H112V68H111ZM111 69H110V70H111ZM117 69H118V67L116 68V70H117ZM138 69H137V70H138ZM140 69H141V68H140ZM140 69H139V70H140ZM146 69H147V68H146ZM53 70H55V69H53ZM59 70H60V69H59ZM69 70H70V69H69ZM71 70H72V68H71ZM74 70L76 71V69H74ZM95 70H94V71H95ZM98 70H99V69H98ZM106 70H107V67H106ZM121 70H122L121 72H119V70H118V72H119L118 74H120V75H121V73L123 72V69H121ZM125 70H126V69H125ZM133 70H134V72H135L136 69H133ZM175 70H176V69H175ZM75 71H73V72H75ZM86 71H88V69H87V70L84 69V72H85V73H86ZM104 71H105V70H104ZM104 71H102V72H104ZM107 71H108V70H107ZM140 71H142V70H140ZM171 71H173V70H171ZM50 72H51V71H50ZM76 72H78V71H76ZM95 72H96V71H95ZM109 72H110V71H109ZM112 72H113V70H112ZM60 73H61V72H60ZM85 73H84V75H85ZM92 73H93V72H92ZM98 73H100V71H99ZM113 73H114V72H113ZM123 73H124V72H123ZM123 73H122V75H124ZM125 73H126V72H125ZM129 73H130V72H129ZM139 73H140V72H139ZM139 73H138V74H139ZM50 74H51V73H50ZM52 74H53V73H52ZM58 74H59V73H58ZM65 74H66V75H69V74L72 75L73 73L71 74V72H70V73H68V74H67V73H65ZM65 74H64V75H65ZM75 74H76V73H75ZM79 74H81V73H79ZM79 74H76V75L79 76ZM90 74H91V73H90ZM94 74H95V73H94ZM94 74H93V75H94ZM127 74H128V73H127ZM141 74H142V73H141ZM56 75H57V74H56ZM84 75L82 74V76H84ZM120 75H118V76H120ZM139 75H140V74H139ZM50 76H52V75H50ZM72 76H73V75H72ZM72 76H71V77H72ZM130 76H131V73H130ZM130 76H129V77H130ZM53 77H54V76H53ZM58 77H60V76L58 75ZM63 77H64V76H63ZM65 77H66V76H65ZM121 77H122V76H120V78H121ZM125 77H127V76L125 75ZM125 77H124V79H126ZM132 77H133V76H131L130 78H132ZM134 77H136V76L134 75ZM144 77H145V76H144ZM50 78H51V77H50ZM81 78H82V77H81ZM150 78H151V77H150ZM56 79H57V78H56ZM58 79H60V78H58ZM118 79H119V77H118ZM127 79H129V78H127ZM132 79H133V78H132ZM90 80H91V79H90ZM90 80H89V81H90ZM122 80H123V77H122ZM136 80H138V79H136ZM143 80H144V79H143ZM146 80H148V79L146 78ZM54 81H55V79H54ZM56 81H57V80H56ZM125 81H126V80H125ZM127 81L130 82L129 80H127ZM132 81H133V80H132ZM140 81H141V79H140V76H139V82H140ZM148 81H149V80H148ZM59 82H61V81H59ZM73 82H74V81H73ZM73 82H71V83H73ZM79 82L81 83L80 80H79ZM154 82H155L159 87H161V86L163 85L162 82H159V81H157V80H154ZM51 83H52V81H51ZM56 83H57V82H55L54 84H56ZM74 83H75V82H74ZM82 83H83V82H82ZM87 83H89V82L87 81ZM133 83H134V82H133ZM137 83H138V81H137ZM144 83H145V82H144ZM45 84H46V83H45ZM45 84H44V85H45ZM83 84H84V83H83ZM90 84H92V82H91ZM124 84H126V83H124ZM128 84H129V83H128ZM134 84H135V83H134ZM142 84H143V83H142ZM142 84H141V85H142ZM147 84H148V83H147ZM52 85H53V84H52ZM65 85H66V84H65ZM73 85H74V84H73ZM136 85H137V84H136ZM136 85H133V86L131 85V86L134 88V86H136ZM46 86H47V84H46ZM46 86H45V87H46ZM49 86H51V85H48L47 88H49ZM77 86H78V85H77ZM85 86H86V85H85ZM87 86H88V85H87ZM87 86H86V87H87ZM125 86H126V85H125ZM151 86H152V85H151ZM71 87H72V86H71ZM93 87H94V86H93ZM97 87H98V86H97ZM141 87H142V86H141ZM145 87H146V86H145ZM77 88H78V87H77ZM83 88H84V87H83ZM98 88H99V87H98ZM126 88H128V87H126ZM129 88H130V84H129ZM133 88H131V89H133ZM143 88H144V87H143ZM143 88H142V89H143ZM149 88H151V87H149ZM42 89H43V88H42ZM45 89H46V88H45ZM45 89H44V90H45ZM63 89H68V88H66V86H65ZM92 89H93V88H92ZM124 89H125V88H124ZM140 89H141V88H140ZM145 89H148V88L146 87ZM153 89H154V88H153ZM155 89H156V88H155ZM163 89H164V88H163ZM163 89H162V91H163ZM74 90H75V89H74ZM88 90H89V89H88ZM90 90H91V89H90ZM97 90H98V89H97ZM101 90H102V89H101ZM129 90H130V89H129ZM133 90H134V89H133ZM47 91H48V90H47ZM47 91H46V92H47ZM80 91H81V89H80ZM80 91H78L80 97H79L78 95H77V97L82 98V97H84L83 95H85V94H83V92H82V96H81V95H80V93H81ZM83 91H84V90H83ZM85 91H86V90H85ZM94 91H95V90H94ZM99 91H100V88H99ZM99 91H98V92H99ZM130 91H131V90H130ZM130 91H129V92H130ZM140 91H141V90H140ZM140 91H139V92H140ZM157 91H158V90H156L155 92H157ZM160 91H161V90H160ZM162 91H161V92H162ZM169 91H171V92H173V93L176 91V87H175L174 84H171V85L169 86ZM46 92H44V93H46ZM63 92H64V91H63ZM66 92H67V91H66ZM68 92H69V91H68ZM72 92H73V91H72ZM78 92H77V93H78ZM98 92H97V93H98ZM104 92H105V91H104ZM117 92H118V91H117ZM126 92H127V91H126ZM145 92H146V90H145ZM40 93H41V92H40ZM44 93H43V94H44ZM57 93H58V92H57ZM64 93H65V92H64ZM85 93H86V92H85ZM88 93H91V92H90V91L87 92L86 95H88ZM95 93H96V92H95ZM135 93H136V92H135ZM149 93H151V92H149ZM152 93H153V92H152ZM58 94H59V93H58ZM67 94H68V93H67ZM73 94H74V93H73ZM104 94H107V93L105 92ZM104 94H103V95H104ZM118 94H119V93H118ZM154 94H155V93H154ZM154 94H153V95H154ZM160 94H161V93H160ZM160 94H159V95H160ZM164 94H165V93H164ZM168 94H170V93H168ZM31 95H32V94H31ZM46 95H47V94H46ZM50 95H51V94H50ZM70 95H71V94H70ZM131 95H132V94H131ZM150 95H151V94H149V96H150ZM161 95H163V94H161ZM52 96H53V94H52ZM56 96H57V95H56ZM60 96H61V95H60ZM68 96H69V94H68ZM90 96H93V94H92V95L90 94ZM124 96H125V95H124ZM128 96H129V95H128ZM128 96H127V97H128ZM133 96H134V95H133ZM169 96H170V95H169ZM171 96H173V95H171ZM171 96H170V97H171ZM54 97H55V96H54ZM62 97H63V96H61V97H59V98L61 99ZM71 97L73 98V96H69L68 98H70V100H72V102H74V104H77V103H78V102H77L78 99H77L76 101H75V100L73 101V99H71ZM74 97H75V95H74ZM88 97H89V96H87V98H88ZM154 97H155V96H154ZM165 97H166V96H165ZM173 97H174V96H173ZM175 97H176V96H175ZM40 98H41V97H40ZM40 98H39V99H40ZM46 98H47V97H46ZM57 98H58V96H57ZM63 98L65 99V97H63ZM87 98L85 97V99H87ZM89 98H90V97H89ZM89 98H88V99H89ZM96 98H97V97H96ZM150 98H151V97H150ZM162 98H164V96H163ZM28 99H29V98H28ZM82 99H83V98H82ZM88 99H87V100H88ZM91 99H93V98H91ZM126 99H127V98H126ZM166 99H167V98H166ZM177 99H178V98H177ZM35 100H36V99H35ZM66 100H67V99H66ZM70 100H68V101H70ZM79 100H80V99H79ZM83 100H84V99H83ZM83 100H82V101H83ZM93 100H94V101L91 100V102H92V103H93V102L95 103L96 100H95V99H93ZM130 100H131V98H130ZM155 100H156V99H155ZM169 100L171 101L172 99H169ZM173 100H174V98H173ZM45 101H46V100H45ZM57 101H58V100H57ZM82 101H81V102H82ZM100 101H101V100H100ZM105 101H106V100H105ZM157 101H159V99H158ZM166 101H167V100H166ZM25 102H26V101H25ZM38 102H39V101H38ZM76 102H77V103H76ZM79 102H80V101H79ZM85 102H87V101H85ZM91 102L88 101V102H87V105L90 106V105L92 104ZM124 102H125V101H124ZM160 102H161V101H160ZM20 103H21V102H20ZM57 103H58V102H57ZM83 103H84V102H83ZM89 103H91V104H89ZM94 103H93V105H94ZM100 103H101V102H100ZM100 103H98L99 105H97V108H98V109H99V107H100V105H101ZM165 103H166V102H165ZM168 103H169V101H168ZM168 103H167V104H168ZM171 103H173V101H172ZM24 104H25V103H24ZM30 104H31V103L26 102V104H25L24 106H22V107L24 108V111H25V112L23 111V112H24V113H23V116H24V119H23L24 121H23V123H24V124H29V123H30V124H33V123L30 121L31 116H32L30 112H31V110H32V111H35V110H38V109H39L38 107H39L40 103H38L39 105H36V104L30 105ZM78 104H79V103H78ZM96 104H97V103H96ZM96 104H95V105H96ZM102 104H104V103L102 102ZM105 104H106V103H105ZM173 104H174V103H173ZM44 105H45V104H44ZM61 105H63V104H61ZM61 105H60V106H61ZM80 105H81V104H80ZM82 105H83V104H82ZM114 105H115V104L113 103V106H114ZM117 105H118V104H117ZM176 105H177V103H176ZM20 106H21V105H20ZM52 106H53V105H52ZM56 106H57V105H56ZM66 106H67V105H66ZM89 106H88V107H89ZM103 106H104V105H103ZM110 106H112V104H111ZM124 106H125V105H124ZM62 107H63V106H62ZM64 107H65V106H64ZM74 107L76 108L75 105H74ZM79 107H80V106H79ZM79 107H77V108H79ZM84 107H85V106H84ZM95 107H96V106H95ZM95 107L93 106V108H95ZM117 107H118V106H117ZM45 108H46V107H45ZM45 108H44V111H46ZM49 108H50V107H49ZM49 108H48V109H49ZM66 108H68V106H67ZM75 108H74V109H75ZM77 108H76V109H77ZM82 108H83V107H82ZM101 108H102V109H101ZM101 108H100V111L98 110L99 113H100L101 110H103L104 108H105L104 110H106V105H105V107H101ZM108 108H109V106L107 107V109H108ZM118 108H119V107H118ZM18 109H21V108H18ZM40 109H41V108H40ZM46 109H47V108H46ZM50 109H51V108H50ZM54 109H55V108H54ZM58 109H59V108H58ZM60 109H61V108H60ZM68 109H70V108H68ZM79 109H80V108H79ZM79 109H78V110H79ZM87 109H88V108H86L85 110H87ZM109 109L111 110V108H109ZM114 109H115V108H114ZM114 109L112 108V114H113V113H116V112H113ZM22 110H23V109H22ZM22 110H21V111H22ZM41 110H42V109H41ZM41 110H40V111H41ZM52 110H53V108H52ZM63 110H65V109L62 108V110H60V111L62 112ZM85 110H84V113L86 112ZM94 110H95V109H94ZM56 111L58 112V110H56ZM65 111H67V110H65ZM65 111H64V112H65ZM68 111H69V113H70V110H68ZM71 111H72V110H71ZM88 111L90 112L91 110L89 109V110H87V112H88ZM106 111H107V110H106ZM117 111H118V109H117ZM18 112H19V111H18ZM41 112H42V111H41ZM53 112H55V111H53ZM57 112H56L55 115H53V116L51 115V117H48L49 119H48V118H47V119H48L49 121H51L52 123H57V124H60V125L64 124V122H67V120L65 119V117H63L62 115H58L59 112H58V113H57ZM73 112H75V111H73ZM78 112H79V111H78ZM87 112H86L85 114H87ZM92 112H93V110H92ZM95 112L97 113V117H98V112H97V110H95ZM103 112H104V111H103ZM119 112H120V111H119ZM119 112H118V114H119ZM121 112H122V111H121ZM19 113H20V112H19ZM34 113H35V112H34ZM67 113H68V112H67ZM79 113H80V112H79ZM81 113H83V112H81ZM93 113H94V112H93ZM93 113H92V115H93ZM101 113H102V112H101ZM106 113H107V112H106ZM126 113H127V112H126ZM44 114H48L47 111H46V113H44ZM49 114H53V113H49ZM60 114H63V112L60 113ZM65 114H66V113H64V115H65ZM72 114H73V113H72ZM72 114H71V115H72ZM74 114H75L76 116H78V117L81 116V115L78 114V113H74ZM85 114H84V115H85ZM108 114H109V113H108ZM118 114H116V115L118 116ZM122 114H123V113H122ZM68 115H69V114H67V116H68ZM79 115H80V116H79ZM82 115H83V114H82ZM120 115H121V114H120ZM88 116L90 117V115H88ZM100 116H101V115H100ZM102 116H104L103 113H102ZM102 116H101V118H102ZM114 116H115V114H114ZM114 116H113V117H114ZM123 116L125 117V114H124ZM127 116H128V115H127ZM46 117H47V116H46ZM69 117H70V115H69ZM73 117L75 118V116H73ZM85 117H87V116H85ZM106 117H107V116H106ZM115 117H116V116H115ZM36 118H37V117H36ZM70 118H71V117H70ZM83 118H84V117H83ZM94 118H96V117H94ZM94 118H93L92 120H96V119H97V118H96V119H94ZM125 118H126V117H125ZM80 119H81V118H80ZM85 119H86V118H85ZM90 119H91V118H90ZM99 119H100V118H99ZM118 119H119V116H118ZM121 119H122V118H121ZM121 119H120V120H121ZM87 120H88V119H87ZM97 120H98V119H97ZM102 120H103V119H102ZM112 120H113V118H112ZM9 121H10V120H9ZM32 121H33V120H32ZM38 121H39V120H38ZM69 121H70V119H69ZM100 121H101V120H99V121H97V122L99 123ZM109 121L112 122L111 119H110ZM125 121H128V120H125ZM34 122H35V121H34ZM103 122H104V124H105V122H107V121L104 120ZM113 122H114V121H113ZM23 123H20L19 129L22 130V129H24V128L31 127V126H25ZM76 123H77V122H76ZM79 123H80V122H79ZM81 123H82V122H81ZM87 123H88V122H87ZM89 123H90V124L92 123L91 126L101 128V127H100L101 124L98 125V123H96V122L94 123V122H91V121H90ZM100 123H102V122H100ZM114 123H115V122H114ZM114 123H112V124H114ZM117 123H118V122H117ZM118 124H119V123H118ZM81 125H82V124H81ZM83 125H84V124H83ZM102 125H103V124H102ZM106 125H107V124H106ZM116 125H117V124H116ZM104 126H105V125H104ZM112 126H114V131H115V128L118 127V125H117V127H115V125H112ZM86 127H87V126H86ZM110 128H111V126H110ZM13 129H14V128H13ZM101 130H102V129H101ZM97 131H98V130H97ZM103 131H104V130H103ZM112 131H113V130H112ZM112 131H111V133H112ZM114 131H113V132H114ZM109 133H110V132H109ZM106 134H107V133H106ZM112 135H113V133H112ZM114 135H117V134H114ZM115 137H116V136H115ZM118 137H119V136H118ZM112 138H113V137H112ZM116 138H117V137H116ZM116 138H115V139H116ZM112 140H113V139H112ZM116 140H117V139H116ZM107 141H109V140H107ZM111 142H112V141H111ZM10 146H11V145H10ZM11 152H12V151H11ZM0 214H1V215H0V228L3 227L6 231H8V230L11 231L12 229H10V227L13 225V223H14V221H15L14 217H12V216L10 217V216L6 215L5 213H3V211H1Z\"/></svg>",
    "mask_w": 264,
    "mask_h": 264
},
{
    "label": "built area",
    "instance_id": "4",
    "mask_svg": "<svg viewBox=\"0 0 264 264\" xmlns=\"http://www.w3.org/2000/svg\"><path fill=\"white\" fill-rule=\"evenodd\" d=\"M3 136L7 137V134L4 133ZM221 153L225 159L232 162H239L244 154V147L242 145H234L223 150ZM246 227L247 225L243 223H225L220 225L221 230L233 232L245 229ZM25 247L33 254L38 263H45L50 254V250L46 246L40 244L32 235L25 241Z\"/></svg>",
    "mask_w": 264,
    "mask_h": 264
},
{
    "label": "water",
    "instance_id": "5",
    "mask_svg": "<svg viewBox=\"0 0 264 264\" xmlns=\"http://www.w3.org/2000/svg\"><path fill=\"white\" fill-rule=\"evenodd\" d=\"M23 51H24V49H23ZM1 73V72H0ZM1 75V74H0ZM25 94H27V91L26 92H24V93H22V94H20V95H25ZM19 95V96H20ZM18 96V97H19ZM17 97V98H18ZM15 100V99H14ZM13 100V101H14ZM10 105V104H9ZM12 111H9V108H6L5 109V116H6V121H7V124L9 125V129L11 130L13 127H16V125L18 124V122H14L13 123V125L8 121L9 119V117H10V115H11V118L12 119H18V121H19V119H20V114L19 113H17V112H12Z\"/></svg>",
    "mask_w": 264,
    "mask_h": 264
},
{
    "label": "flooded vegetation",
    "instance_id": "6",
    "mask_svg": "<svg viewBox=\"0 0 264 264\" xmlns=\"http://www.w3.org/2000/svg\"><path fill=\"white\" fill-rule=\"evenodd\" d=\"M4 90H3V84H2V77L0 76V96H2L3 95V92Z\"/></svg>",
    "mask_w": 264,
    "mask_h": 264
}]
</instances>
